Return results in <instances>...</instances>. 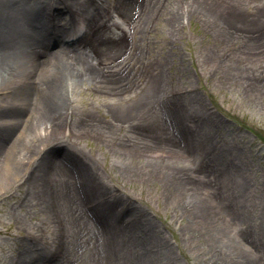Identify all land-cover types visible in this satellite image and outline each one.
Returning <instances> with one entry per match:
<instances>
[{
    "label": "rangeland",
    "instance_id": "374dc122",
    "mask_svg": "<svg viewBox=\"0 0 264 264\" xmlns=\"http://www.w3.org/2000/svg\"><path fill=\"white\" fill-rule=\"evenodd\" d=\"M38 2L95 71L22 153L0 91V264H264V0Z\"/></svg>",
    "mask_w": 264,
    "mask_h": 264
},
{
    "label": "bare ground",
    "instance_id": "6f19581e",
    "mask_svg": "<svg viewBox=\"0 0 264 264\" xmlns=\"http://www.w3.org/2000/svg\"><path fill=\"white\" fill-rule=\"evenodd\" d=\"M45 7L48 6L46 4L42 5L38 0H0V87L3 86L8 90L2 91L0 89V91L11 93V96H8L11 97V101L21 102L20 108L12 113L14 118L10 120L12 121L11 123L24 126L22 134L15 141L16 144L19 142L21 144L19 153L25 151L24 144L28 143L27 139L29 140L30 136L37 134V132L40 134V129L43 128L47 120H56V123H59L64 118L65 109L70 101L68 99L70 86L78 88L79 85L85 82L86 78L91 79L95 71L93 64L90 65L85 62L88 65H82L81 68L69 65L70 62L68 61L76 58L80 59L81 54H88L76 49V46L88 41L87 33L76 43H70L66 48L63 47L64 49L61 46H57V51H49L48 57L41 61L37 59L40 58L39 54L43 53V50L49 49V44H54L56 41L51 35H46L47 31L45 29L35 31L40 24L46 26V28L48 27V24L45 23ZM76 16L75 14L72 15L74 23L77 20ZM100 33V31L97 32V34L101 35ZM46 65L51 66L49 68L50 72H47L50 74L47 75L44 81L40 80L41 78L38 80V78L34 77L38 74L37 70H35L36 67L40 66L41 69V67H46ZM43 85L49 91L52 101L46 107L40 108L39 112H36L39 113L38 117L34 116L33 113L27 115V117L23 116V111L30 110V100L34 96L43 98L42 93L44 91L41 90ZM12 90L13 93L11 92ZM36 108L37 106L34 104L32 109ZM5 155L3 157L4 162L6 161ZM11 158L12 156L8 158L7 166L0 164V180L3 177L10 178L22 170L20 161L16 157ZM197 208L199 212H202L203 216H200L201 219H204L205 214H209L210 212L208 211H211L207 205L197 206ZM127 222L129 223L128 220ZM133 228L136 229L137 227L134 225ZM211 241L214 244L213 238ZM215 243L218 244L217 241ZM231 248L236 252L238 251L237 248L232 246ZM245 264H248V262H245Z\"/></svg>",
    "mask_w": 264,
    "mask_h": 264
}]
</instances>
